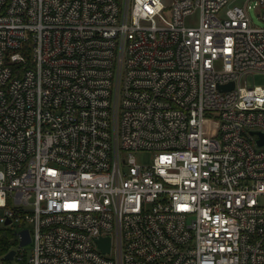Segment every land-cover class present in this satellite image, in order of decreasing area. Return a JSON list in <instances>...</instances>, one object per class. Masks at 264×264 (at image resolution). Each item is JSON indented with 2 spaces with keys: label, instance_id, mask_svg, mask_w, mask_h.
<instances>
[{
  "label": "built area",
  "instance_id": "1",
  "mask_svg": "<svg viewBox=\"0 0 264 264\" xmlns=\"http://www.w3.org/2000/svg\"><path fill=\"white\" fill-rule=\"evenodd\" d=\"M230 1L0 0V264H264V26Z\"/></svg>",
  "mask_w": 264,
  "mask_h": 264
},
{
  "label": "rangeland",
  "instance_id": "2",
  "mask_svg": "<svg viewBox=\"0 0 264 264\" xmlns=\"http://www.w3.org/2000/svg\"><path fill=\"white\" fill-rule=\"evenodd\" d=\"M256 0H231L227 6L233 7V6H241V7H249L247 8V11L249 13V16L251 17V20L254 25L258 27H263L264 22L259 18V9L256 6L255 3ZM198 15H195L193 18H197ZM187 23H191L190 20L187 21ZM249 84H256V85H264V75L256 74L254 77L249 76L248 78ZM135 158L138 163L140 164H150L151 162V154L150 153H135ZM260 202L264 204V197L259 198ZM4 231L0 235V239H8L9 243L12 244V248L15 247V242L18 239V236L14 234V230L19 231L20 228L17 225L11 226V227H5L3 228ZM15 231V232H16ZM16 248V247H15ZM29 246L26 247V250L29 255ZM18 249V248H17ZM19 250V249H18ZM22 253V251H19ZM2 256H0V262H1ZM11 264H19L17 259L11 260Z\"/></svg>",
  "mask_w": 264,
  "mask_h": 264
},
{
  "label": "water",
  "instance_id": "3",
  "mask_svg": "<svg viewBox=\"0 0 264 264\" xmlns=\"http://www.w3.org/2000/svg\"><path fill=\"white\" fill-rule=\"evenodd\" d=\"M228 87H233V84H230V86ZM260 144H263V141H261ZM19 234L21 235V243H20L21 246L28 244L30 242V236L27 230H24L20 232ZM101 247L105 251H108L109 250V239L101 240ZM14 254H15V251L11 250L9 253H7V255H5V259H12Z\"/></svg>",
  "mask_w": 264,
  "mask_h": 264
},
{
  "label": "trees",
  "instance_id": "4",
  "mask_svg": "<svg viewBox=\"0 0 264 264\" xmlns=\"http://www.w3.org/2000/svg\"><path fill=\"white\" fill-rule=\"evenodd\" d=\"M0 247V254H4L12 247V244L9 243L8 239H0Z\"/></svg>",
  "mask_w": 264,
  "mask_h": 264
}]
</instances>
